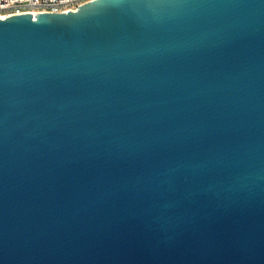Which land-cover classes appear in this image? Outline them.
Instances as JSON below:
<instances>
[{
	"label": "water",
	"instance_id": "1",
	"mask_svg": "<svg viewBox=\"0 0 264 264\" xmlns=\"http://www.w3.org/2000/svg\"><path fill=\"white\" fill-rule=\"evenodd\" d=\"M0 264H264V0L0 18Z\"/></svg>",
	"mask_w": 264,
	"mask_h": 264
},
{
	"label": "built area",
	"instance_id": "2",
	"mask_svg": "<svg viewBox=\"0 0 264 264\" xmlns=\"http://www.w3.org/2000/svg\"><path fill=\"white\" fill-rule=\"evenodd\" d=\"M92 0H0V18L11 15L39 12H69L76 11L81 5Z\"/></svg>",
	"mask_w": 264,
	"mask_h": 264
}]
</instances>
